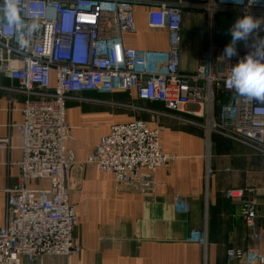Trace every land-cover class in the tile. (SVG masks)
<instances>
[{
    "label": "built area",
    "instance_id": "2783aa9c",
    "mask_svg": "<svg viewBox=\"0 0 264 264\" xmlns=\"http://www.w3.org/2000/svg\"><path fill=\"white\" fill-rule=\"evenodd\" d=\"M209 15L236 11L264 21V0H200ZM135 0H16L19 20L9 22L6 0H0V73L18 82L27 98L21 134L22 158L18 182L6 189V224L0 227V264L30 263L44 258L67 257L82 249L74 233L75 208L69 202V178L75 157L66 148L69 126L66 104L70 95L85 91L111 92L136 89L142 100L162 102L171 111L205 115L210 131L249 146L264 155V100L249 98L226 87L232 66L264 41V23L237 55L222 60L223 50L212 48L192 73L181 69L184 4L160 2L148 12L152 29L166 30L168 49L126 47L124 34L136 29ZM36 25V27H33ZM53 75L55 86L53 83ZM226 96L221 102L219 96ZM219 107L218 111L216 108ZM161 129L145 121L113 124L87 157V167L112 173L120 185L136 184L142 192L153 187L157 169L174 156L164 152ZM8 144L1 140L0 147ZM32 180H47L49 187L31 189ZM228 198L241 205L243 220L254 232L258 212L246 190L235 189ZM202 244L205 237H196ZM234 264H264L256 251L229 249Z\"/></svg>",
    "mask_w": 264,
    "mask_h": 264
},
{
    "label": "crops",
    "instance_id": "0c3cea01",
    "mask_svg": "<svg viewBox=\"0 0 264 264\" xmlns=\"http://www.w3.org/2000/svg\"><path fill=\"white\" fill-rule=\"evenodd\" d=\"M136 29L124 34L126 47L168 49L166 30L148 25V12L156 3L182 1L184 14L181 69L192 73L213 48L215 53L231 41V18L236 11L222 10L214 17L200 0H135ZM239 44V43H238ZM53 86L55 79L53 75ZM18 82L0 73V227L7 221L6 189L19 179L22 158V109L26 94ZM221 102L227 97L219 96ZM219 107L216 108L218 111ZM168 110L164 103L142 100L136 89L85 91L70 95L66 104L69 138L66 148L75 157L69 184V202L75 208L74 233L82 249L70 256L47 257L42 262L20 264H234L229 249L264 255V155L217 131H210L205 115ZM141 119L150 129H161L160 143L174 156L157 169L153 187L142 192L136 184L120 185L112 173L84 162L113 124ZM31 189H46L47 180H32ZM244 189L255 201L258 218L250 235L238 201L230 190ZM196 237H205L202 244Z\"/></svg>",
    "mask_w": 264,
    "mask_h": 264
},
{
    "label": "clouds",
    "instance_id": "9594fccd",
    "mask_svg": "<svg viewBox=\"0 0 264 264\" xmlns=\"http://www.w3.org/2000/svg\"><path fill=\"white\" fill-rule=\"evenodd\" d=\"M6 17L10 23L19 20L16 0H6ZM261 23L264 21L257 20L248 14L237 18L228 30L231 41L224 48L220 58L231 60L236 56L238 43L247 42ZM253 47L254 51L249 52L235 66H232L225 84L226 87L235 89L241 95L264 100V41L255 43Z\"/></svg>",
    "mask_w": 264,
    "mask_h": 264
},
{
    "label": "rangeland",
    "instance_id": "374dc122",
    "mask_svg": "<svg viewBox=\"0 0 264 264\" xmlns=\"http://www.w3.org/2000/svg\"><path fill=\"white\" fill-rule=\"evenodd\" d=\"M181 2H182V1H181ZM182 3H183V2H182ZM200 3H201L202 6H203V10L206 11V12L208 13L207 8L204 7V4L206 5V4H207V1H200ZM215 14H216V12L213 14V17H214ZM210 17H211V15H210ZM236 19H237V17L231 18V20H230V24H229V27H231V26L233 25V23L236 21ZM230 38H231V37H230ZM140 120H141V119H140Z\"/></svg>",
    "mask_w": 264,
    "mask_h": 264
}]
</instances>
